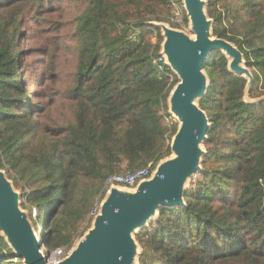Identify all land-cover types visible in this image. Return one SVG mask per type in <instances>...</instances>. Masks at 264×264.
Returning <instances> with one entry per match:
<instances>
[{"label": "trees", "instance_id": "obj_1", "mask_svg": "<svg viewBox=\"0 0 264 264\" xmlns=\"http://www.w3.org/2000/svg\"><path fill=\"white\" fill-rule=\"evenodd\" d=\"M174 1L0 0V167L36 207L41 248L90 228L110 173L172 153L163 111L180 78L154 58ZM206 13L253 79L225 49L209 53L200 168L184 204L161 205L134 232L135 264H264V0H206ZM23 260L0 230V264Z\"/></svg>", "mask_w": 264, "mask_h": 264}, {"label": "water", "instance_id": "obj_2", "mask_svg": "<svg viewBox=\"0 0 264 264\" xmlns=\"http://www.w3.org/2000/svg\"><path fill=\"white\" fill-rule=\"evenodd\" d=\"M184 3L196 38L160 23L166 35L163 51L180 78L169 101L170 110L181 120L171 145L176 157L160 163L154 176L141 180L133 191L113 186L102 201L94 225L77 248L51 264H135L138 245L133 231L145 225L161 205L184 204L185 181L200 167L203 155L200 142L211 127L206 112L194 103L207 88L204 63L212 50L222 48L234 56L232 68L241 72L245 69L239 65L243 54L234 43L211 37L212 19L206 13V0H184ZM0 230L25 264H49L41 250L45 235L39 238L19 205V193L1 167Z\"/></svg>", "mask_w": 264, "mask_h": 264}, {"label": "rangeland", "instance_id": "obj_3", "mask_svg": "<svg viewBox=\"0 0 264 264\" xmlns=\"http://www.w3.org/2000/svg\"><path fill=\"white\" fill-rule=\"evenodd\" d=\"M180 4H182V3H180ZM182 8H183V12H184V18L179 22V24H175V23L170 24V23L164 22V26L166 25V26L169 27V28L179 29L180 31H184V32H186V33H187L189 36H191L192 38H196V32H195V30H194V28H193V22H192V20H191V19L189 20V24L185 22V15H186V12H187V11H186V5H185V3L182 4ZM171 14H172V9H171ZM169 16H170V15H169ZM156 23H157V24H160V23H162V22H156ZM211 31H212V27H211ZM164 32H165V31H164ZM163 35H164V34H163ZM211 37H218V36H214V35L212 34V32H211ZM164 39L166 40V35L164 36ZM165 40H164V41H165ZM163 44H164V43H162V50H163ZM228 55L230 56V59H231V61H232V60L234 59V56L231 55V54H229V53H228ZM239 65H240L241 67L245 68V69H244V73H246V74L248 75V77L251 79V78H252V75H251V73H250V71H249V68H248V67L246 66V64H245V58H244L243 55H242V58H241V61H240ZM203 70H204V69H203ZM202 95H203V94L197 96V97L194 99V103H195L196 105H198V106H200V105H199V101H200V98L202 97ZM169 101H170V98H169ZM169 104H170V106H171V102H170ZM169 109H170V108H169ZM169 112H170V110H169ZM163 116H164V115H163ZM163 121L165 122V124H166V129H167V132H166V135H165V136H166L167 145H172V141H173V138H174L175 133H176L175 130L178 129V128L180 127V124H179L178 126H174L172 129H170L169 126H168L169 121H168V119H167L166 116L163 117ZM200 147L203 149V153H204L205 148H204V146H203V141L200 142ZM174 157H176V153L172 150V153H171V154L165 156V158H162V159H160V160L158 161V165H160V163L164 162L165 160H169V159H172V158H174ZM158 165H157V166H158ZM199 168H200V167H199ZM156 169H157V167L153 169V172H152V174H151L152 177L154 176ZM3 170H4V169H3ZM4 171H5L6 175H7L6 170H4ZM112 173H113V172H112ZM193 175H194V174H193ZM193 175L189 176V177L186 179V181H185V186H187V183H188L189 179H190ZM7 177H8V175H7ZM8 178L10 179V181H11V183H12L14 189L16 190V192L19 193V205H20L21 209H22L23 211L26 212V214H27V216H28V218H29V220H30L32 226L34 227L33 222H32V220L30 219V215H29V213L31 212L33 215H35V213H36V207L33 206V205H32V208H31V209H30L29 207H23V205H22V193H21V188H20L19 186L16 187V186L14 185V180H13L12 178H10V177H8ZM140 182H141V180H139L138 185L140 184ZM138 185H137L135 188H129V187L123 185V184H119V185H117L116 187L119 188V189H122V190H124V191H126V190H127V191H133L134 189H136V188L138 187ZM105 196H106V195H104V196L102 197V194H99V196H98V198H97L95 204L97 203V201H100V202L103 201L104 198H105ZM95 204H94V205H95ZM93 207H94V206H93ZM92 209H93V208H92ZM157 210H158V209H157ZM91 211H92V210H91ZM91 216L93 217L92 220L89 219ZM95 216H96V215H94V214L91 215V212H89V214H88V218L84 221L83 225H87V224L90 222V220H91V221H92V222H91V226H90V228H91V227L94 225V224H93V223H94L93 221H94ZM82 227H83V229H84V226H82ZM34 229H35V228H34ZM36 232L38 233L39 238H41L39 230H37ZM88 232H89V228H88V229L86 230V232H85L80 238H78V239L75 241V243H74L73 245H71L70 247L62 246V247H58V248L53 249V250H48V249H46V247L43 246V247L41 248V250H42V251L44 252V254L46 255V258L48 259V262H49V263L54 262L55 260H57V259H59V258H63V257H65L64 254L68 255L70 252H72L73 249L77 248V246H78V244L80 243V241L83 239V237H84ZM133 234H134V231H133ZM59 250H62V252H60ZM138 251H139V248H138ZM23 263H24V260H23ZM24 264H25V263H24Z\"/></svg>", "mask_w": 264, "mask_h": 264}, {"label": "built area", "instance_id": "obj_4", "mask_svg": "<svg viewBox=\"0 0 264 264\" xmlns=\"http://www.w3.org/2000/svg\"><path fill=\"white\" fill-rule=\"evenodd\" d=\"M173 8H172V14L169 16V18L171 19V21H173L174 23H178L184 18V12H183V8H182V4H180V2L178 1H174L173 2ZM158 40V37H155V41ZM155 62L157 64V68L160 71H166V66H170L167 56L165 54V52L162 50L161 53H159L156 58H155ZM169 75L172 77V79L174 78L173 75L171 73H169ZM170 110V109H169ZM164 116L167 117L168 121H169V128L172 129L174 126H178L181 122L179 116L174 113L173 111L170 110L169 113H166L163 111ZM154 160L150 161L147 165L138 167L136 169H129L126 171H122V172H113L110 173L106 180H105V184L102 188V192L104 195H108L111 192V189L113 186H117L119 184H123L129 188H135L138 183L139 180H144L147 179L149 177H151L152 174V170H153V166H154ZM105 196V197H106ZM101 204L102 201H97V203L94 205L92 211H91V215H96L100 209H101ZM60 252H62V250H59ZM66 256V254H64ZM60 259V258H59ZM57 259V260H59ZM57 260H55L54 262H56ZM51 262V263H54ZM49 263V262H48ZM49 263V264H51Z\"/></svg>", "mask_w": 264, "mask_h": 264}, {"label": "clouds", "instance_id": "obj_5", "mask_svg": "<svg viewBox=\"0 0 264 264\" xmlns=\"http://www.w3.org/2000/svg\"><path fill=\"white\" fill-rule=\"evenodd\" d=\"M171 68H172V67H171ZM156 167H157V166H156ZM156 167H155V168H156ZM152 172H153V170H152Z\"/></svg>", "mask_w": 264, "mask_h": 264}, {"label": "bare ground", "instance_id": "obj_6", "mask_svg": "<svg viewBox=\"0 0 264 264\" xmlns=\"http://www.w3.org/2000/svg\"><path fill=\"white\" fill-rule=\"evenodd\" d=\"M173 6V5H172ZM155 59V58H154Z\"/></svg>", "mask_w": 264, "mask_h": 264}]
</instances>
